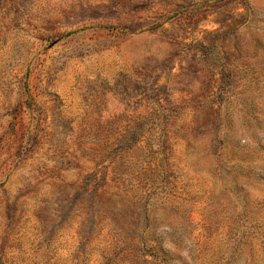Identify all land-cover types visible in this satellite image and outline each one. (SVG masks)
Instances as JSON below:
<instances>
[{"label":"rangeland","instance_id":"1","mask_svg":"<svg viewBox=\"0 0 264 264\" xmlns=\"http://www.w3.org/2000/svg\"><path fill=\"white\" fill-rule=\"evenodd\" d=\"M0 264H264V0H0Z\"/></svg>","mask_w":264,"mask_h":264}]
</instances>
